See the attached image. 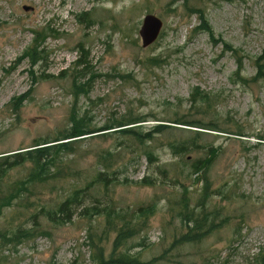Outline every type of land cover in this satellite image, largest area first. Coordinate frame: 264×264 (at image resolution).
<instances>
[{
	"label": "rangeland",
	"instance_id": "374dc122",
	"mask_svg": "<svg viewBox=\"0 0 264 264\" xmlns=\"http://www.w3.org/2000/svg\"><path fill=\"white\" fill-rule=\"evenodd\" d=\"M147 14L163 28L144 48ZM258 62L264 70V0H0V264H94L98 239L109 260L119 223L107 212L130 220L150 206L121 250L140 262L264 264ZM129 114L142 122L121 130L140 139L107 129ZM81 121L102 131L64 139ZM29 150L22 165L4 157ZM184 194L209 216L179 244ZM72 196L107 211L83 216L74 204L70 223L51 222Z\"/></svg>",
	"mask_w": 264,
	"mask_h": 264
},
{
	"label": "trees",
	"instance_id": "16d2710c",
	"mask_svg": "<svg viewBox=\"0 0 264 264\" xmlns=\"http://www.w3.org/2000/svg\"><path fill=\"white\" fill-rule=\"evenodd\" d=\"M200 28L202 30H204L205 32L212 34L211 29L205 23L204 18H202ZM39 54H40V52H39ZM35 55H37V53H34V56ZM40 59L41 58H39V60ZM258 61L261 62V58H259ZM259 62H258L259 71L257 74L258 75L257 78L263 79L264 78V73H263L264 70H263L262 64H260ZM77 86L78 85L76 84L75 88H77ZM77 91H79V89H77ZM84 91H86V89H82L81 92H84ZM141 122L142 121L138 117H134L133 115L129 114L128 116L123 117L120 121L108 126L107 129H109V130L116 129L122 135H124V133H125L128 135H133L136 138L140 139L141 134L131 133L132 131L122 132L123 130H121V129L126 127V126H131V125L138 124ZM161 129L162 128H160V127H156L154 129V132L149 134L145 138L150 139L153 137V135L161 133V131H162ZM98 131H102V130L88 129L87 127L83 126L82 121L81 122H75V125H74L72 131L69 134H67L64 139H72V138H76V137H80V136H87L90 134H94ZM47 144L48 143L44 142V144L39 143V145L38 144L34 145V147H37V146L40 147V148L35 149L36 153L40 154V156L36 157V162H37V165L42 167V168L44 165L48 164V162H46V163L40 165L41 160L50 151V149H47L49 147H43L42 146V145H47ZM63 144H65V143H63ZM63 144H61V146H59L58 148L64 147ZM192 146L197 147V145H194V144ZM183 150H185L184 146L179 148V152L183 151ZM32 151L29 150V151L19 152V153L12 154V155H6L4 157L6 158V160H9V158L15 159L14 161H15L16 165H22V164H25L26 162H28V160H30V158H31L30 156L32 154ZM147 156H148L149 162L151 163L152 162V156H153L152 153L151 152L147 153ZM198 163L201 167L206 164V163H204V161H199ZM193 168L196 170V168H198V165L194 164ZM197 170H200V167ZM3 174H4V171H2L0 173V176L2 177ZM35 178H36V175L34 173H31L30 179L35 180ZM98 180L101 181L104 185H106L108 183V179H106V177H103V175H101V174L98 176ZM0 183H1V181H0ZM76 200H77V197L72 196L71 198L62 202L58 207V214L59 215H57V213H50L49 214L50 221L53 223H58V224L70 223L74 217V213L72 211H70V206L75 204L76 205L75 211L78 210L80 207L82 208V203H80L78 201L76 202ZM203 206H204V202H202L199 205V207H201V208ZM178 207L180 208L178 217L182 220V223L184 224V227L186 229L185 232L181 233L182 235L180 234V237H179L180 243L179 244H186L189 242V239H188L189 238V232H196V231H200V230L204 229V225L206 224L209 213H207V211L205 209H202L198 213L195 210L194 211L190 210L189 209V198L185 194L183 195L182 200H180V202L178 203ZM106 211H107V209L100 211V209L97 207H94L92 209V211H91V209L82 208V211H80L79 215L91 216L92 214H102V212H106ZM153 215H154V207L153 206L145 207V208L142 207L138 211H134L130 220L128 219L127 214L120 216L119 214H117L113 211H108L106 214L108 226H112L116 222L119 223L118 227L116 229L117 236H116L115 241H114L113 254L111 255L110 259L107 260L105 258V255L103 254L102 248L99 247L100 239L96 240L95 244H94V248L96 250L94 264H148V263L140 262L136 256L134 257L130 253V249H126L125 251H121V250H122V248L125 247L128 239H130L133 236L138 235L142 231L141 226L146 227L147 220ZM133 221H136V222H133ZM191 222L194 223V227L192 229H189V224ZM17 233H18V236L16 237L17 240H21L22 238L28 236L27 233L21 234L22 233L21 231H18ZM199 238H200V236H193L192 237V239H199ZM90 240H91V242H93L94 238L90 237ZM118 252H121V253H119L117 258L114 259V255Z\"/></svg>",
	"mask_w": 264,
	"mask_h": 264
},
{
	"label": "water",
	"instance_id": "95a60500",
	"mask_svg": "<svg viewBox=\"0 0 264 264\" xmlns=\"http://www.w3.org/2000/svg\"><path fill=\"white\" fill-rule=\"evenodd\" d=\"M24 9L27 11L30 7L25 6ZM163 28V21L154 14H147L144 16L142 25L139 31V35L142 40V46L144 48L152 45L159 38Z\"/></svg>",
	"mask_w": 264,
	"mask_h": 264
},
{
	"label": "bare ground",
	"instance_id": "6f19581e",
	"mask_svg": "<svg viewBox=\"0 0 264 264\" xmlns=\"http://www.w3.org/2000/svg\"><path fill=\"white\" fill-rule=\"evenodd\" d=\"M161 34V33H160Z\"/></svg>",
	"mask_w": 264,
	"mask_h": 264
}]
</instances>
